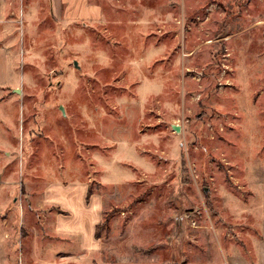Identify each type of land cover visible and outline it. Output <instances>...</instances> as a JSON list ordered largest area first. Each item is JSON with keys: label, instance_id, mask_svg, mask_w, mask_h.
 Returning a JSON list of instances; mask_svg holds the SVG:
<instances>
[{"label": "rangeland", "instance_id": "obj_1", "mask_svg": "<svg viewBox=\"0 0 264 264\" xmlns=\"http://www.w3.org/2000/svg\"><path fill=\"white\" fill-rule=\"evenodd\" d=\"M101 3L0 0V264H264V0Z\"/></svg>", "mask_w": 264, "mask_h": 264}, {"label": "crops", "instance_id": "obj_2", "mask_svg": "<svg viewBox=\"0 0 264 264\" xmlns=\"http://www.w3.org/2000/svg\"><path fill=\"white\" fill-rule=\"evenodd\" d=\"M49 1L51 4L52 12L58 18H64L70 20H83L89 22H98L103 19V6L101 0H49ZM43 198H45V196ZM44 202L56 208V211L54 212V231L58 236L67 240L65 242L66 243L65 245L68 247V249L71 248L78 252L79 260H81V257H84V255H89L91 253H98L102 251L103 240L101 239V237H99L100 245L97 248L86 247L85 245H83L81 238H79V234L75 233L76 230L66 229V227H64L63 225L60 227L58 226L57 219H59L61 215L63 216L62 213H66L67 211L60 208L56 204L52 203L53 201L50 203L44 199ZM102 219L98 223H100ZM67 230H70V232ZM67 252L70 253L71 256L75 254V252L73 251L71 252L70 250H68Z\"/></svg>", "mask_w": 264, "mask_h": 264}, {"label": "trees", "instance_id": "obj_3", "mask_svg": "<svg viewBox=\"0 0 264 264\" xmlns=\"http://www.w3.org/2000/svg\"><path fill=\"white\" fill-rule=\"evenodd\" d=\"M100 225H101V223H98L97 227H96V235L99 237H100V233H99Z\"/></svg>", "mask_w": 264, "mask_h": 264}, {"label": "water", "instance_id": "obj_4", "mask_svg": "<svg viewBox=\"0 0 264 264\" xmlns=\"http://www.w3.org/2000/svg\"><path fill=\"white\" fill-rule=\"evenodd\" d=\"M16 90L19 92L20 89L19 88H16ZM176 129H180L178 125H176Z\"/></svg>", "mask_w": 264, "mask_h": 264}]
</instances>
